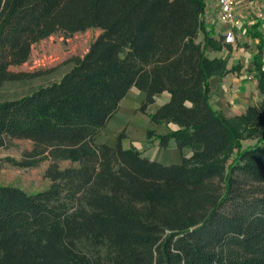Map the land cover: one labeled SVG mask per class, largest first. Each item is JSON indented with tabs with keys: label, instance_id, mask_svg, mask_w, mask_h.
<instances>
[{
	"label": "trees",
	"instance_id": "trees-1",
	"mask_svg": "<svg viewBox=\"0 0 264 264\" xmlns=\"http://www.w3.org/2000/svg\"><path fill=\"white\" fill-rule=\"evenodd\" d=\"M204 0H0V84L30 48L55 31L98 36L60 81L0 101V149L32 144L19 161L48 162L46 190L0 185V264H264V32L252 57L260 100L226 116L209 101L212 77L229 71L205 47H222L203 28ZM203 34V45L197 43ZM135 88L138 112L161 148L181 163L163 165L135 147L95 136ZM168 94L154 113L148 107ZM189 102L191 107L186 106ZM254 144L242 148V142ZM60 162L67 166L59 167Z\"/></svg>",
	"mask_w": 264,
	"mask_h": 264
},
{
	"label": "crops",
	"instance_id": "crops-1",
	"mask_svg": "<svg viewBox=\"0 0 264 264\" xmlns=\"http://www.w3.org/2000/svg\"><path fill=\"white\" fill-rule=\"evenodd\" d=\"M204 1L206 7L203 28L212 39L216 41L221 39L222 43L219 50L206 46L205 54L209 59H223L229 71L224 77H212L209 80V101L215 110L226 116L238 115L260 100L256 89L257 76L252 64L257 40L250 35L255 31L264 32V0L237 1L236 14L240 20L238 27L218 20V7L215 0ZM228 33L232 34L233 42L225 41ZM196 42L203 45L202 33L199 34ZM144 99L145 94L142 91L132 88L120 102L117 113L95 136V142L114 146L117 135L124 132L125 138L121 142L124 149L135 147L143 156L163 165L181 163L183 157L190 156V150L180 152L173 142L164 149L159 147L157 140H147V131H152L155 136H164L176 130L177 127L173 124L156 125L143 114L140 115L141 118L136 117L134 112L139 109ZM167 101V93L155 98L153 104L148 107V113H154Z\"/></svg>",
	"mask_w": 264,
	"mask_h": 264
},
{
	"label": "rangeland",
	"instance_id": "rangeland-1",
	"mask_svg": "<svg viewBox=\"0 0 264 264\" xmlns=\"http://www.w3.org/2000/svg\"><path fill=\"white\" fill-rule=\"evenodd\" d=\"M98 34L97 29L77 33L57 30L47 39L34 44L30 48L27 62L20 66H11L10 70L14 73L36 75L0 84V101L18 99L40 87L60 81L72 67L70 60L84 56ZM134 115L141 118L142 114L137 110ZM253 144L254 141H244L242 148ZM31 148L30 141L12 140L6 147L0 149V160L11 158L19 161ZM47 165L48 162H42L35 168L24 169L3 162L0 169V185L18 187L28 194L44 191L49 186V180L44 176ZM66 166V162L59 163L61 168Z\"/></svg>",
	"mask_w": 264,
	"mask_h": 264
},
{
	"label": "built area",
	"instance_id": "built-area-1",
	"mask_svg": "<svg viewBox=\"0 0 264 264\" xmlns=\"http://www.w3.org/2000/svg\"><path fill=\"white\" fill-rule=\"evenodd\" d=\"M238 0H215L218 7V20L233 27L240 26V20L236 14V4ZM227 43L233 42V36L228 33L225 36Z\"/></svg>",
	"mask_w": 264,
	"mask_h": 264
},
{
	"label": "clouds",
	"instance_id": "clouds-1",
	"mask_svg": "<svg viewBox=\"0 0 264 264\" xmlns=\"http://www.w3.org/2000/svg\"><path fill=\"white\" fill-rule=\"evenodd\" d=\"M185 104H186V106L191 107V105L189 104V102L186 101Z\"/></svg>",
	"mask_w": 264,
	"mask_h": 264
}]
</instances>
